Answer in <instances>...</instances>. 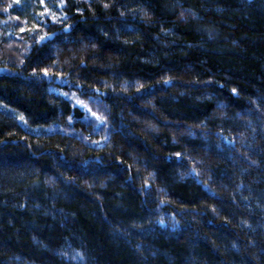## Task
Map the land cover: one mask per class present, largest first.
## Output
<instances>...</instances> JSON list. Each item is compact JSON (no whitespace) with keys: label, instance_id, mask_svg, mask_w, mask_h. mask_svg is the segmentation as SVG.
Returning a JSON list of instances; mask_svg holds the SVG:
<instances>
[{"label":"trees","instance_id":"1","mask_svg":"<svg viewBox=\"0 0 264 264\" xmlns=\"http://www.w3.org/2000/svg\"><path fill=\"white\" fill-rule=\"evenodd\" d=\"M43 4L0 0V264H264V0Z\"/></svg>","mask_w":264,"mask_h":264},{"label":"rangeland","instance_id":"2","mask_svg":"<svg viewBox=\"0 0 264 264\" xmlns=\"http://www.w3.org/2000/svg\"><path fill=\"white\" fill-rule=\"evenodd\" d=\"M32 1H35L36 2V11H39V9H40V7L41 8H44V4H43V1L44 0H32ZM20 2V1H19ZM13 9H14V11L15 12H19L20 13V11H24L23 9H22V6L19 4V3H17L16 4V6H14L13 7ZM33 16H34V14H32ZM34 19H35V17H34ZM6 25V23H4V22H0V28L2 27V26H5ZM25 30H27L26 29V27H25ZM22 31V30H21ZM9 31H7V33H8ZM0 111L2 112V113H4V114H8L9 116H11L13 119H15L16 121H18V122H21V121H23V117L19 114V113H17L16 111H13L12 109H10V108H8V107H5V106H3V105H1L0 104ZM24 123V122H23ZM28 130H30V131H38V130H41L42 128H37V129H35V128H29L28 126H25Z\"/></svg>","mask_w":264,"mask_h":264},{"label":"bare ground","instance_id":"3","mask_svg":"<svg viewBox=\"0 0 264 264\" xmlns=\"http://www.w3.org/2000/svg\"><path fill=\"white\" fill-rule=\"evenodd\" d=\"M25 120V119H24ZM36 127V126H35Z\"/></svg>","mask_w":264,"mask_h":264}]
</instances>
